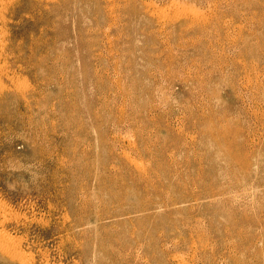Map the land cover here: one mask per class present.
<instances>
[{
  "label": "rangeland",
  "instance_id": "1",
  "mask_svg": "<svg viewBox=\"0 0 264 264\" xmlns=\"http://www.w3.org/2000/svg\"><path fill=\"white\" fill-rule=\"evenodd\" d=\"M0 64V264H264V0H0Z\"/></svg>",
  "mask_w": 264,
  "mask_h": 264
},
{
  "label": "bare ground",
  "instance_id": "2",
  "mask_svg": "<svg viewBox=\"0 0 264 264\" xmlns=\"http://www.w3.org/2000/svg\"><path fill=\"white\" fill-rule=\"evenodd\" d=\"M161 11V10H160ZM163 12V11H162ZM159 15V14H158ZM181 16V15H180ZM194 18V17H193ZM162 20V19H161ZM1 65V64H0ZM1 82V81H0ZM20 82V81H19ZM10 239V238H9ZM4 244V243H3ZM4 248H5V246H4ZM5 250V249H4ZM9 251V250H8ZM15 252V251H14ZM17 252V251H16ZM174 257V256H173Z\"/></svg>",
  "mask_w": 264,
  "mask_h": 264
}]
</instances>
